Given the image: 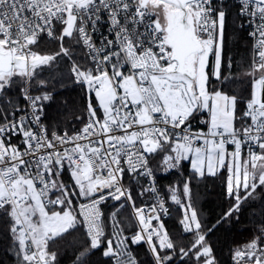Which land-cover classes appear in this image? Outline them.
<instances>
[{"label": "snow or ice", "instance_id": "6c2138e0", "mask_svg": "<svg viewBox=\"0 0 264 264\" xmlns=\"http://www.w3.org/2000/svg\"><path fill=\"white\" fill-rule=\"evenodd\" d=\"M237 3L234 22L250 26L253 40L246 98L223 90L227 12L219 0H0V222L17 264H57L50 242L81 225L90 244L75 264L102 245L111 264H138L116 212L113 235H105L100 205L122 197L140 226L131 243L148 245L154 264H218L196 210L176 189L171 199L191 234L179 249L161 219L165 202L136 207L123 179L151 175L148 158L160 153L166 169L190 161L199 177L226 171L227 196L236 203L223 219L264 186V0ZM45 42L59 51H43ZM66 42L84 49L82 60ZM58 57L71 62L74 82L89 94L87 118L71 135L49 133L42 121L51 95L38 69ZM197 118L206 131L192 129ZM189 182L183 195L190 200ZM232 259L264 264V229Z\"/></svg>", "mask_w": 264, "mask_h": 264}, {"label": "trees", "instance_id": "16d2710c", "mask_svg": "<svg viewBox=\"0 0 264 264\" xmlns=\"http://www.w3.org/2000/svg\"><path fill=\"white\" fill-rule=\"evenodd\" d=\"M237 8L228 5L226 8V28L224 36L223 70L228 76V81L223 85V90L229 94H235L246 98L250 91L251 77L246 75L251 63V47L246 30L240 28L236 20ZM66 47L75 48L74 59L82 60L80 52L84 51L80 46L66 42ZM42 50L48 53L59 51L56 42H45ZM229 62L231 67H228ZM209 61V65H210ZM71 62L65 57H58L50 66L38 69L40 78L46 84L42 91L51 95V99L43 102V123L51 131L74 132L79 130L87 118V96L84 87L74 83L70 73ZM211 65L209 66L210 70ZM219 86V81H213ZM40 94L33 90V95ZM22 104L24 101L21 98ZM241 108L243 105L241 104ZM81 117V119H77ZM206 118V114H203ZM194 130H204L206 127L200 118L192 121ZM163 153L150 157V163L158 178L160 187L166 196L171 208V215L163 219L166 230L175 242L177 249L190 242V235L184 233L180 220L184 210L176 205L171 199V189H176L182 201L191 203L196 210L198 219L202 225L201 231L206 233V242L212 247L218 264H234L233 252L243 249L255 236L260 235L264 229V186L257 188L253 197L240 204L239 211L233 212L232 216L223 219L228 210L236 203L234 199L227 196L226 171H220L215 176L205 174L204 177L196 176L189 161H182L179 168L166 169L162 165ZM63 179L70 182L67 171ZM124 184L131 192L135 205L145 203L148 198L142 190V184L135 177L125 174ZM189 182L191 189L190 200L183 195V186ZM244 193L241 192V195ZM78 201H74L77 204ZM125 210L121 214V222L125 230H129L130 221ZM219 221V223H218ZM128 223V224H127ZM90 244L83 226L70 230L63 237L49 244V250L57 253V264H75L77 256ZM12 238L8 233L4 222H0V264H17L13 252ZM139 264H154L146 246L138 244L135 248ZM83 264H111L103 256L102 248L92 250L84 259ZM171 264H184L178 258H174Z\"/></svg>", "mask_w": 264, "mask_h": 264}, {"label": "built area", "instance_id": "2783aa9c", "mask_svg": "<svg viewBox=\"0 0 264 264\" xmlns=\"http://www.w3.org/2000/svg\"><path fill=\"white\" fill-rule=\"evenodd\" d=\"M219 2L225 4L226 8L228 5H234V6H236L237 10L239 9V4L237 3V0H219ZM226 8H225V11H226ZM243 29L246 30L247 37L249 38V41H250L251 59H252L253 40L248 35V32L251 30V28H250V26H246ZM106 31H107L106 26H102L101 32L106 33ZM98 36H99V33L97 34V37H96L97 39H98ZM212 59H213L212 57H209L210 62H212ZM210 65H211V63H210ZM70 68H71V64H70ZM72 78L74 81L73 76H72ZM76 84H78V83H76ZM79 85H81V84H79ZM81 86H83V85H81ZM84 90H85V87H84ZM85 93H86V91H85ZM86 96H87V104H88L89 94L86 93ZM91 96H92V102L95 104L96 101H95L94 94H91ZM206 130L207 129L205 128L204 131H206ZM194 131H199V130H194ZM51 132H49V133H51ZM56 132L58 134L64 133V132H58V131H56ZM74 132H76V131H74ZM74 132H71L69 134L71 135ZM228 147H232V146L229 145ZM148 168L151 169V173H152L151 175H136L135 176L136 180L142 184V190H143L144 194L146 195V197L148 198V200L145 203H141L138 206L136 205V207H138V208L144 207L145 210L147 211L150 207L158 205V203L160 201H164L165 207L168 209V213L166 215L161 214V219L163 220V219L168 218L171 215V208H170V205L168 203L166 196L164 195V193L161 190L158 178L153 171V168H152L151 163H150V157L148 158ZM123 184H124V181H123ZM124 186H125V184H124ZM153 188L155 189V191L150 190ZM80 202H82V201H78L77 204ZM121 204H123V207H119V205H121ZM118 207H119V210L117 211ZM100 208H101V211L103 213L102 220H103L104 225H105L106 237L110 238L113 235V218L111 217V213L116 212L115 220H118L120 222V227L123 229V236H126L129 238L126 246L129 249H131L132 254L136 257L138 264H139V260H138V257L136 255V252H135V248L138 246V244H132L131 243V237L133 236V234H135L137 231H139L140 226H139L138 220L135 218V212H134V209L132 208L131 204L129 202L125 201L124 198L122 197L121 201H114V200L109 199L105 203L101 204ZM125 210L128 212V215H127L128 217H126V218H128L130 221V224L127 223L129 226V230H125L123 225H122V222H121L120 216H121L122 212ZM153 224H156V221H153ZM85 232H86V230H85ZM142 244H144V243H142ZM144 245L146 246V248H147V250H148V252L152 258V255L149 251L148 245H146V244H144ZM105 247H106V245H102L100 248H102V251H103ZM105 258L111 262V258H109V257H105ZM152 260H153V258H152ZM171 263L172 262H170V264Z\"/></svg>", "mask_w": 264, "mask_h": 264}, {"label": "crops", "instance_id": "0c3cea01", "mask_svg": "<svg viewBox=\"0 0 264 264\" xmlns=\"http://www.w3.org/2000/svg\"><path fill=\"white\" fill-rule=\"evenodd\" d=\"M212 62H213V59H212ZM212 62H211V64H212ZM206 118H207V115H206ZM231 148H232V147H229V150H231ZM189 162H190V161H189Z\"/></svg>", "mask_w": 264, "mask_h": 264}, {"label": "rangeland", "instance_id": "374dc122", "mask_svg": "<svg viewBox=\"0 0 264 264\" xmlns=\"http://www.w3.org/2000/svg\"><path fill=\"white\" fill-rule=\"evenodd\" d=\"M210 70H211V67H210ZM190 163V162H189ZM190 167H191V164H190ZM57 210H59V209H57Z\"/></svg>", "mask_w": 264, "mask_h": 264}]
</instances>
